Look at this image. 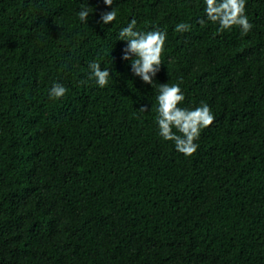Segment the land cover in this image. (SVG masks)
Wrapping results in <instances>:
<instances>
[{
    "label": "trees",
    "instance_id": "obj_1",
    "mask_svg": "<svg viewBox=\"0 0 264 264\" xmlns=\"http://www.w3.org/2000/svg\"><path fill=\"white\" fill-rule=\"evenodd\" d=\"M80 2L0 0V264H264V0L243 36L197 0H114L103 26V0L87 22ZM131 18L167 33L153 87L120 59ZM166 82L215 115L191 156L158 135Z\"/></svg>",
    "mask_w": 264,
    "mask_h": 264
},
{
    "label": "clouds",
    "instance_id": "obj_2",
    "mask_svg": "<svg viewBox=\"0 0 264 264\" xmlns=\"http://www.w3.org/2000/svg\"><path fill=\"white\" fill-rule=\"evenodd\" d=\"M103 3L110 10L100 14L98 23L101 26L111 24L118 15V9L113 6L114 0H103ZM246 4L247 0H197V7L202 5L204 13L201 23L217 24V31L231 30L235 26L239 28L242 36L253 27L246 14ZM93 10L95 11L87 0H83L76 15L81 22H87ZM189 28L190 25L182 21L175 25L174 31L184 32ZM166 39L167 33L164 30L138 29L135 18H131L116 34V40L125 42L120 59L128 62L133 76L152 87L162 65ZM88 67L89 79H94L98 86L104 87L109 83L111 73L108 67L102 68L95 60L90 62ZM47 92L49 99H59L66 94L67 88L64 84L54 81ZM184 100L185 96L179 83H159L155 96L154 119L158 126V135L165 141L173 142L179 153L191 156L199 148L196 141L199 140L201 130L213 123L215 115L205 102L188 108L180 106ZM139 108L142 111H149L148 105H141Z\"/></svg>",
    "mask_w": 264,
    "mask_h": 264
}]
</instances>
